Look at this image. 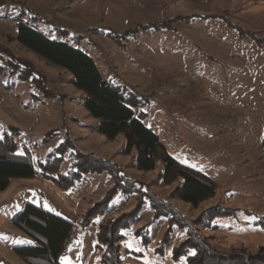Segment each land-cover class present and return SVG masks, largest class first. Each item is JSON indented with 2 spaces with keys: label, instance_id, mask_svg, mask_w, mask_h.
Listing matches in <instances>:
<instances>
[{
  "label": "rangeland",
  "instance_id": "1",
  "mask_svg": "<svg viewBox=\"0 0 264 264\" xmlns=\"http://www.w3.org/2000/svg\"><path fill=\"white\" fill-rule=\"evenodd\" d=\"M19 21L88 54L104 79L135 99V112L168 153L214 180V196L192 207L175 198L178 180L163 182L160 161L137 169L122 134L110 140L96 131L71 73L17 41ZM0 46L44 78L47 93L32 92L29 79L1 71L7 58L0 56V139L12 135L16 152L36 170L61 144L60 174L72 169L76 152L105 159L192 221L229 212L209 226L195 224L216 254L264 257V0H0ZM113 183L106 172H84L66 189L39 172L11 179L0 191V264H26L14 248L33 241L12 222L26 202L73 222L62 257L100 264L97 231L108 234L110 221L139 200L136 192L117 191L101 207ZM91 210L98 213L83 228ZM134 216L119 229L123 264L187 263L175 256L186 239L182 228L173 225L165 237L167 218L154 217L145 198Z\"/></svg>",
  "mask_w": 264,
  "mask_h": 264
},
{
  "label": "trees",
  "instance_id": "2",
  "mask_svg": "<svg viewBox=\"0 0 264 264\" xmlns=\"http://www.w3.org/2000/svg\"><path fill=\"white\" fill-rule=\"evenodd\" d=\"M16 39L26 49L71 73L73 86L85 95L84 106L87 112L97 120L96 131L110 140L122 134L126 141L125 151L136 152L137 169L153 170L156 162L160 161L164 166L163 182L178 180V185L174 189L175 198L192 207L214 196V180L206 173L174 159L159 137L143 124L141 117L135 112V99L127 95L123 86L104 79L95 61L88 54L69 43L51 40L21 21L16 23ZM0 56L7 58V63L1 71L7 70L10 75H15L19 79H29L32 92L36 90L47 93L42 75L2 46ZM12 133L17 135L19 131L12 129ZM12 138V135H5L0 139V191L8 186L11 179L29 178L37 172L58 189L69 188L84 172H106L114 183L101 200L99 204L101 207H107V202L117 191L122 194L137 193L139 200L133 212L110 221L108 234L103 229L97 231L96 249L99 250L100 264H123L118 244L121 239L119 229L134 220V215L141 208L144 198L153 210L154 217L162 214L167 218L169 229L165 237L173 225L185 231L186 239L178 247L175 256L185 255L186 264H264V257L261 255L216 254L199 236L195 224L209 226V220L214 215H227L229 212L212 214L209 211L210 214L203 219L192 221L170 202L151 191H142V185L127 178L115 163L91 154L76 152L72 169L68 174H60L58 162L62 157L58 152L61 151L62 144L56 147L41 164V168L36 170L27 155L16 152ZM46 139L47 137L43 140ZM96 213L98 211L91 210L84 215L81 220L83 228ZM12 222L33 241L30 245L14 248L26 264H61L60 259L66 253V247L74 236V224L71 220L54 214L40 205L26 202L21 211L13 217ZM165 242L164 238L161 244ZM189 251L194 255H190Z\"/></svg>",
  "mask_w": 264,
  "mask_h": 264
},
{
  "label": "snow or ice",
  "instance_id": "3",
  "mask_svg": "<svg viewBox=\"0 0 264 264\" xmlns=\"http://www.w3.org/2000/svg\"><path fill=\"white\" fill-rule=\"evenodd\" d=\"M20 155H23V153H20ZM98 222L99 221L97 220V223ZM78 243H80L82 245L83 242L82 241H78ZM94 246H95V242H94ZM126 246L130 247V245H126ZM68 250L71 251V247L70 246H69ZM137 250H139V249H137ZM190 255H194V253H190ZM77 258H79V254L77 255ZM61 264H71V261L67 257H61Z\"/></svg>",
  "mask_w": 264,
  "mask_h": 264
}]
</instances>
